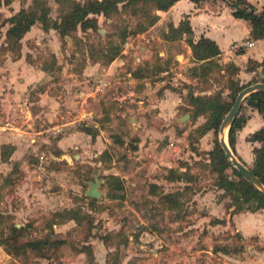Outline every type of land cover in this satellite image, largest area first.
<instances>
[{
	"label": "rangeland",
	"instance_id": "374dc122",
	"mask_svg": "<svg viewBox=\"0 0 264 264\" xmlns=\"http://www.w3.org/2000/svg\"><path fill=\"white\" fill-rule=\"evenodd\" d=\"M0 1V67L9 72L6 63L25 56L32 67L47 74L42 84L30 85L27 97L32 104L26 111L37 115V127L50 125L47 113L40 111L43 107L35 103L40 93L47 92L58 102L51 121L56 127L48 132L50 139L60 137L65 129L62 123L70 122L73 131L92 136L91 144L95 135L104 143L97 155L98 147L91 146L81 164L76 157L83 148L80 142L74 143L80 145L78 149L71 148L62 156L53 150V158L49 153L36 155L31 149L7 166L2 153L8 158L13 147H1L0 264H226L232 262L228 255L239 254L248 245L250 250L264 251V244L259 245L256 238L242 241L226 219L214 223L217 218L209 206L215 201L228 199L230 213L238 205L247 212L253 204H241L242 199H234L220 187L222 176L214 170L212 159L216 144L220 146L219 128H203L209 114H195L189 99L190 95L219 94L229 103L234 84L245 86L262 80L264 70H257L249 80L232 63L216 58L203 64L193 59L192 66L180 67L183 51L175 50L168 58L164 55V46L153 37L164 38L166 23L157 24L156 8L142 1L111 5L107 15L90 13L93 27L77 25L64 35L57 30L48 32L50 27L27 44L22 37L18 46L13 38L7 40L8 23L2 24L10 17L2 6L9 0ZM35 1L19 0L27 10L37 8ZM44 1L50 22L60 23L74 3L83 5L90 0ZM36 11L40 13V7ZM153 15L158 19L149 25ZM137 35L141 37L132 40ZM145 47H150V54L145 53ZM147 55L149 59L142 60ZM114 61L116 64L109 67ZM252 68L255 64L248 63L247 70ZM165 69L168 72L162 74ZM159 79L166 82L157 88ZM167 88L180 96L182 104L173 103L175 94L172 99L164 95ZM145 90L149 94H143ZM1 103L0 122L8 115L16 120L28 117L19 107L4 110ZM249 111L242 104L239 114L247 119ZM237 135L234 149L230 148L250 169L253 162L240 156L252 153L253 144ZM52 171L56 174H50ZM95 175L102 181V194L94 199L86 196V191ZM223 175L236 179L231 168ZM36 188L47 198L54 194L62 206L73 201L82 216L81 224L52 226L66 209H57L54 202L42 205L43 200L34 194ZM47 191L52 194L48 196ZM167 195L174 203L165 199ZM88 198L94 201L88 203ZM13 226L23 228L17 232ZM46 234L52 242L46 248L32 251L22 246ZM97 238L101 249L96 253L90 241Z\"/></svg>",
	"mask_w": 264,
	"mask_h": 264
},
{
	"label": "crops",
	"instance_id": "0c3cea01",
	"mask_svg": "<svg viewBox=\"0 0 264 264\" xmlns=\"http://www.w3.org/2000/svg\"><path fill=\"white\" fill-rule=\"evenodd\" d=\"M247 1L253 4L258 11H260L264 6V0ZM2 6L8 11L10 16L19 11L21 8H27V6L25 7L24 5H21L19 0H9L7 4L3 2ZM156 12L159 15L157 24H161L163 22L166 23L164 28V32L166 33L169 30L170 24L174 28H178L181 21H188L190 28L189 32H183L181 35L170 37L169 39H162L158 36L153 37L155 42H158L164 46L163 48L165 51L163 52L167 58L173 54V51L175 50L183 51V65L180 67L188 65L192 66L195 64L192 57L191 43L198 41L201 37H205L212 40L218 47L220 53L217 57H215L217 61L232 63L238 68V72L249 80L259 70H264V66L262 65L255 67L252 70H247V65L250 61H254L258 64L264 61V37L259 39L251 38L250 23L242 18L234 17L232 14L233 9L227 0H177L168 9L157 10ZM153 28L154 26L151 27L149 31H152ZM49 31L57 33V31L53 28L49 29L48 32ZM45 33H47V31L42 29L41 23L36 22L24 34L21 41L24 42L23 44H27L28 41L31 42L32 40H35L36 37H40L41 35L43 36ZM142 35L144 37L146 36L145 34ZM139 37H141V35L133 37L132 40L138 39ZM246 42H248L249 45L245 46L244 43ZM139 48L141 47L139 46ZM149 48L150 47H145V53H151ZM142 58V60L149 59L148 55ZM6 64L10 69L9 72L4 69V66L0 67V90H2V98H0V101L3 102L1 105L3 106L4 110H6L8 107H19L21 108L22 112H25L27 109H29V107H31L32 104V102L27 98L30 93V85L33 88L37 84H42L45 82V76H47V74L41 68L32 67L31 64L26 61L25 56H21L20 59L14 62L9 61ZM113 64H116V61L111 62L109 67H112ZM170 71H172L171 67ZM167 72L168 70L165 69L162 74H166ZM194 79L197 80L196 78ZM165 82L166 81H164V79H159L155 82V85L157 88H160L165 85ZM257 82L262 81L256 80L252 83L254 84ZM163 91L164 95H166L169 99H172L174 94L176 95V93H173L168 88L164 89ZM143 94H149V92L145 90ZM172 101L174 104H178L179 102L182 104V99L179 95H176ZM15 102L22 103L16 104ZM35 103L38 106L43 107V109H40L41 112L47 113L46 116L50 122L49 126L43 127L40 124L39 127H37L36 122H34L37 115L31 114L28 111H26L28 112V117L25 115L26 119L16 120L8 115L2 122H0L2 123L0 124V153L1 147L4 145L13 147V150L10 148L11 151H9L8 158H5L4 164H6V166L7 163L9 165L11 164V161L22 158L25 154H27V152L29 153L31 149L36 152V155L39 154L40 156H44V153H49L50 157L53 158V150L55 153L58 152V154L62 156L71 148L78 149L80 145L74 146V143L80 142L83 148L81 149L82 151L80 150V152L77 153V156L79 160L81 159L79 161L81 164L84 162V155L90 151L89 148L91 146L94 148H96V146L98 147L99 151L95 153L96 155L99 154L104 148L102 147L104 143H102V141L98 138L99 136L95 135L96 138L91 144L92 136L88 133H85L84 131H73L68 125L70 122L62 123L65 129L60 137L54 140L50 139L48 132L49 130L53 129L54 125L51 121L57 112H55V109L57 108L56 104L58 102L54 97L48 96L47 92H45L42 94L40 93V97ZM248 109L250 110V116L246 119L244 126L237 132V137L239 139L247 138L250 134L258 130L263 125L261 114L251 107H248ZM29 115L30 118L32 117V122H29ZM250 143L253 144L251 145L252 149L259 146L258 142ZM51 144L54 146L53 149L50 147ZM240 157L243 160L248 157L247 159H250V161L253 162L254 154L250 153L246 157ZM50 174L56 173L52 171ZM57 174H59V177L63 175V173ZM64 175H66V178L69 176L67 173ZM47 192L49 196V193L51 192ZM34 194L36 196H40V199L43 200L41 201V204L46 207L47 205H51V203L54 202V205L59 206L57 209H78L73 207L75 205L73 201L72 203H67L64 206H62L61 203H57V199L52 193V195L47 198L45 193L37 189ZM73 194L75 195L74 192ZM89 200L88 203L90 202ZM227 200L228 199H222L218 202H213L209 206V212L219 220H222V218L226 219L228 225H230L236 234L242 238V241H246V243H248L252 238H256V241H258L257 243L259 245L264 244V208H259L253 212L239 211L236 213H230L232 208L229 207ZM56 224L61 225L62 227H71L77 225L78 223L74 219H65L63 221H59L58 223L54 222L52 226H55ZM215 227L218 228L219 225L216 224ZM62 239L64 240V238ZM90 242L95 245V252L101 249L98 238L96 241ZM250 248L251 245H248L247 250L240 252L239 254H232L231 256L228 255V259L232 262L226 264H264V251H256L255 249L250 250ZM253 253L256 255H253Z\"/></svg>",
	"mask_w": 264,
	"mask_h": 264
},
{
	"label": "trees",
	"instance_id": "16d2710c",
	"mask_svg": "<svg viewBox=\"0 0 264 264\" xmlns=\"http://www.w3.org/2000/svg\"><path fill=\"white\" fill-rule=\"evenodd\" d=\"M137 1L152 4V6L156 8V10H166L177 0H90L87 4L85 3L83 5H81L80 3H74L72 9L69 11L68 14L62 17L60 23L50 22V20L48 19L49 7L46 5L44 0H36L34 4L35 7H40V13H37V8H35L34 10H27L21 8L19 11H17L8 19H6L5 22H3L2 24L7 22L9 25L7 29V40H12L13 38L15 43L20 46V39L37 21L41 23L42 28L44 30H47L52 27L57 30L61 35H64L69 31L76 29L77 25H80L81 28H89L95 26L91 22L92 19L88 17L90 13L107 15L111 5L117 4L119 2L134 3ZM227 1L233 9L232 14L234 17L242 18L250 23L251 38L259 39L264 37V6L260 11H258L256 7L247 0ZM4 3L7 4L8 1H4ZM157 19V15L151 16L149 25L155 23ZM189 31L190 28L187 20L181 21L180 26L178 28H174L170 24L168 33L164 35V39L176 37L181 35V33L183 32ZM191 51L193 59L197 62H201V64L205 62L210 63L211 60L217 57L220 53L216 44L212 40L205 37H201L198 41L192 42ZM250 62H253L255 64V67H258L260 65L264 66V61L259 64L254 61ZM202 67L203 69L207 68V66L205 65H202ZM233 68H236V71H238L237 67ZM261 81L264 82V78H262ZM246 86L248 85L239 86L237 83L234 84L232 86L233 95L231 96V101L229 103L222 101L219 94H216L214 96L190 95L189 99L191 101L192 106L194 107L195 114H209V118L204 124L203 128L214 129L215 131L218 130L223 118L230 110L236 95L241 89ZM242 104H245L246 107H251L257 110L262 116L263 125L258 130L250 134L246 140L250 142L259 143L258 147H254L252 149L254 158L252 168H250V170L254 173L256 177H258V179L264 185V91L260 90L252 92L243 99ZM242 104L228 130V142L232 149H234L235 147L236 134L238 130H240L246 122V119L239 114L242 108ZM212 155V159L215 162L214 170L222 176L219 181L220 187L223 188L226 192L232 193V197H234V199H242L241 204L251 202L253 205L247 207L249 211L253 212L258 210L259 208H264V197L248 181L245 180L239 170L231 166L225 156L223 149L218 144H216ZM2 157L6 158L4 153H2ZM227 168L232 169V172L236 177L235 180H231L223 175L224 170H226ZM168 196L170 195H167L165 199H168L170 203H174V200L171 198V196ZM89 201L91 203L94 201V199H90ZM239 206L240 205H238V209L234 212L232 211V213L241 211ZM79 213L80 212L76 210H65L63 213V218L59 219L58 222L63 221L65 219H74L78 224H80L82 222V216H80ZM57 219L58 218L56 217V220ZM221 221L222 220L216 219L214 223H219ZM22 228V226H13V229L17 232H20ZM51 243L52 242L50 240V236L49 234H47L42 238L29 240L25 242L22 246L25 248H29L32 251H39V249H44L46 248V246L51 245Z\"/></svg>",
	"mask_w": 264,
	"mask_h": 264
},
{
	"label": "water",
	"instance_id": "95a60500",
	"mask_svg": "<svg viewBox=\"0 0 264 264\" xmlns=\"http://www.w3.org/2000/svg\"><path fill=\"white\" fill-rule=\"evenodd\" d=\"M260 90L264 91V82H257L248 85L238 92L230 110L225 115L219 126V143L225 153L226 158L231 162V164L237 170L241 172L243 177L264 197L263 183L258 179V177L254 175V173L246 165H244L241 161H239V159L232 152L228 142H226L224 139L225 132L226 134L228 133L229 127L234 117L237 115L238 109L241 106L243 99L252 92L260 91ZM187 116L188 115L186 114L180 117V120L185 121ZM166 142L167 140L165 139L163 143L159 144V148H161L162 145H164ZM76 157L78 156L76 155ZM63 158H65L67 161H70V157L63 156ZM101 182H102L101 179L97 175H95L94 181L88 182V189L86 191V196L94 199L98 198L102 194V191L99 189Z\"/></svg>",
	"mask_w": 264,
	"mask_h": 264
},
{
	"label": "bare ground",
	"instance_id": "6f19581e",
	"mask_svg": "<svg viewBox=\"0 0 264 264\" xmlns=\"http://www.w3.org/2000/svg\"><path fill=\"white\" fill-rule=\"evenodd\" d=\"M224 139H225V141L227 142V134H226V132H225Z\"/></svg>",
	"mask_w": 264,
	"mask_h": 264
},
{
	"label": "built area",
	"instance_id": "2783aa9c",
	"mask_svg": "<svg viewBox=\"0 0 264 264\" xmlns=\"http://www.w3.org/2000/svg\"><path fill=\"white\" fill-rule=\"evenodd\" d=\"M244 45H245V46H247V45H249V43H248V42H246V43H244Z\"/></svg>",
	"mask_w": 264,
	"mask_h": 264
}]
</instances>
